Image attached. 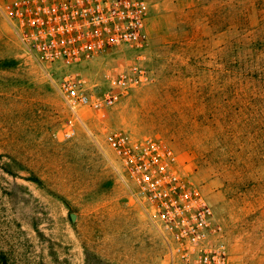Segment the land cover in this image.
<instances>
[{
    "label": "rangeland",
    "instance_id": "1",
    "mask_svg": "<svg viewBox=\"0 0 264 264\" xmlns=\"http://www.w3.org/2000/svg\"><path fill=\"white\" fill-rule=\"evenodd\" d=\"M18 1L0 0L7 263L168 264L148 202L105 142L119 131L174 151L212 207L229 264H264V0H148L144 50L67 71L26 50ZM134 66L144 80L113 106L75 112L59 91L72 72L102 98Z\"/></svg>",
    "mask_w": 264,
    "mask_h": 264
},
{
    "label": "built area",
    "instance_id": "2",
    "mask_svg": "<svg viewBox=\"0 0 264 264\" xmlns=\"http://www.w3.org/2000/svg\"><path fill=\"white\" fill-rule=\"evenodd\" d=\"M149 13L148 0H23L11 7L29 54L45 66L66 71L126 48L144 50ZM144 78L138 67L122 70L111 78L109 93L96 98L81 76L66 72L59 91L75 112L82 106L102 109L113 106ZM74 134L72 129L66 136ZM105 142L148 202L168 251V264H229L212 207L185 177L168 145L119 131L108 132Z\"/></svg>",
    "mask_w": 264,
    "mask_h": 264
},
{
    "label": "trees",
    "instance_id": "3",
    "mask_svg": "<svg viewBox=\"0 0 264 264\" xmlns=\"http://www.w3.org/2000/svg\"><path fill=\"white\" fill-rule=\"evenodd\" d=\"M0 264H8L6 255L3 251L0 250Z\"/></svg>",
    "mask_w": 264,
    "mask_h": 264
}]
</instances>
